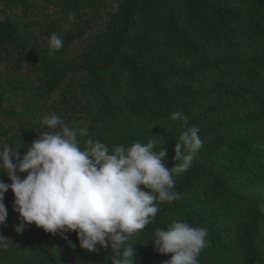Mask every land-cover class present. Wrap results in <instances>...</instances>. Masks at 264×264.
I'll use <instances>...</instances> for the list:
<instances>
[{
    "label": "trees",
    "instance_id": "trees-1",
    "mask_svg": "<svg viewBox=\"0 0 264 264\" xmlns=\"http://www.w3.org/2000/svg\"><path fill=\"white\" fill-rule=\"evenodd\" d=\"M45 1L66 16H84L109 0ZM110 1L114 14L105 29L70 59L74 35L63 37V47L49 55L47 46L34 47L30 24L8 13L22 8L27 16L29 0H0V58L6 54L20 61L35 55L45 85L37 96L61 95L55 97L56 108L66 104L73 110L72 100L82 107L89 136H78L81 148L89 138L110 150L162 138L167 141L164 163L172 168L179 163L174 150L184 125L171 114L183 112L188 125L200 129L203 146L190 170L173 177L179 198L156 201L155 223L128 241L136 264H163L170 258L154 249L152 237L175 221L207 227L198 264H264V0ZM24 78L33 85L30 75ZM14 81L23 80L16 74ZM12 87L0 75L2 98ZM2 104L0 110L8 114ZM34 109L29 103L23 110L28 126ZM7 135L0 129V147L7 143L22 154L34 140ZM0 179L10 183L6 173ZM13 202L9 189L4 198L8 215L0 225L8 246L0 245V264H112L110 248L97 244L95 251L85 250L74 231L65 240L33 223L17 233Z\"/></svg>",
    "mask_w": 264,
    "mask_h": 264
},
{
    "label": "clouds",
    "instance_id": "clouds-1",
    "mask_svg": "<svg viewBox=\"0 0 264 264\" xmlns=\"http://www.w3.org/2000/svg\"><path fill=\"white\" fill-rule=\"evenodd\" d=\"M47 47L49 55H54L63 47L62 37L51 33ZM171 119L183 122L184 127L174 150L179 163L168 168L164 163L167 150L162 147L167 141L162 138L128 147L117 144L111 150L89 138L81 148L78 136H89L86 126L77 129L59 115H45L42 124L48 131L41 132L26 153L7 143L0 147V173L10 180L0 179V225L6 222L4 198L11 189L13 210L20 221L14 226L17 233L33 223L65 240L74 231L81 248L95 251L99 244L114 253L112 264H136L130 237L155 223L156 201L179 198L173 177L190 170L194 155L203 146L200 129L188 125L187 115L177 111ZM23 173L27 175L22 178ZM207 235L206 226L175 221L167 229L157 228L152 242L157 252L171 254L163 264H198ZM0 245L8 246L2 234Z\"/></svg>",
    "mask_w": 264,
    "mask_h": 264
},
{
    "label": "rangeland",
    "instance_id": "rangeland-1",
    "mask_svg": "<svg viewBox=\"0 0 264 264\" xmlns=\"http://www.w3.org/2000/svg\"><path fill=\"white\" fill-rule=\"evenodd\" d=\"M30 8L27 11V16H24L22 8L10 9L8 13L18 14L23 22L29 23L34 38V47L47 46L48 37L51 33L59 34L62 39L66 35H74L75 39L69 45V58L76 59L84 51L93 40L105 29L109 16L114 14V2L108 1L107 6L100 11H88L84 16L79 14L64 15L58 9L47 3L45 0H29ZM20 75L22 82L15 83V75ZM0 75L13 84V90L0 100L3 107L8 110V114L0 110V129L7 131L9 137L15 138L18 136L21 139L31 141L38 139L41 130L37 123L42 122L45 115L56 114L60 117L67 116L65 123L70 127L77 129L82 128L87 123L88 118L82 107L74 100L72 104L76 105L75 109L69 110L66 104L63 107H55V97L61 99V95H43L37 96V92H42L45 89L44 75L38 70V63L35 55H29L25 59L17 61L15 56H7L3 54L0 58ZM30 75L34 81L33 85L25 82L24 76ZM75 78L70 75L68 79ZM10 88V87H9ZM34 103V112L27 116L30 121V126L23 123L22 113L24 108L29 104ZM3 139L4 136L1 135Z\"/></svg>",
    "mask_w": 264,
    "mask_h": 264
}]
</instances>
